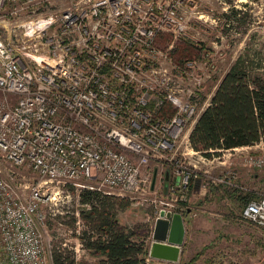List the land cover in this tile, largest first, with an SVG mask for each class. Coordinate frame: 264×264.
<instances>
[{
    "label": "built area",
    "instance_id": "obj_1",
    "mask_svg": "<svg viewBox=\"0 0 264 264\" xmlns=\"http://www.w3.org/2000/svg\"><path fill=\"white\" fill-rule=\"evenodd\" d=\"M193 2L70 0L53 7L51 0H0V248L8 264H52L43 209L50 183L86 180L107 194L152 193L160 180L147 168L157 161L175 168L164 192L179 191L187 201L201 177L186 157L219 158L195 151L189 137L217 70L208 46L182 56L195 26L214 22ZM237 2L239 9L252 4ZM243 161L264 169V154ZM205 174L209 183L241 187L234 174ZM165 204L153 221L162 210L183 215L185 208ZM242 217L264 227V193L248 201Z\"/></svg>",
    "mask_w": 264,
    "mask_h": 264
},
{
    "label": "rangeland",
    "instance_id": "obj_2",
    "mask_svg": "<svg viewBox=\"0 0 264 264\" xmlns=\"http://www.w3.org/2000/svg\"><path fill=\"white\" fill-rule=\"evenodd\" d=\"M69 1L51 0L49 6L62 7ZM237 1L194 0L192 3L199 10L211 12L214 18L210 26H195L182 46V51L187 54H196L199 45L208 46L214 52L217 70L213 80L205 86L204 100L215 91L220 78L241 54L250 53L255 70L264 73V0H251L252 4L247 5L246 9L235 7V3L240 5ZM45 4L41 3L38 6L44 8ZM184 7L186 9L190 7L188 2ZM234 10L240 12L238 18L235 17ZM29 18L31 17L24 16L22 19ZM184 146L183 144L180 150H183ZM245 155L242 151H236L230 155L231 165L227 167L220 164L218 168L187 156L184 160L185 165L199 172L202 188L208 190L207 196L191 197V187L187 201L180 197L179 191L173 194L171 191L168 194L164 192L166 185L170 186L169 183L174 181L175 168L167 163L151 162L147 171L152 177L156 174L155 177L160 180V189L152 193L126 195L131 205L119 213L120 223L129 228H137L140 235L145 234L147 230L142 225L150 224V219L153 221L159 209L169 207L166 202H173L176 204L174 206L188 208L191 210L190 213L192 211L193 213L187 219V238L182 245L179 262L161 261L159 264H187L192 260L193 264H264V227L242 218L243 209L248 201L258 199L264 193V185L249 183L246 179V174H254L256 170L241 169L243 166L239 162ZM206 170L215 176L225 172L234 174L236 184L242 187L209 183ZM168 174L170 180L166 178ZM40 180L36 178L33 181L37 183ZM88 185H95V182L80 180L74 183H50L48 193L52 200H47L43 204L54 245L74 252L78 264H96L101 261L84 250L79 238L87 228L80 216V211L85 208L80 201V192ZM209 192L218 193V199L208 200ZM227 193L234 194V199L227 200L225 197ZM175 197H178V200L172 201ZM153 199H158V202L153 203ZM0 264H8L1 248Z\"/></svg>",
    "mask_w": 264,
    "mask_h": 264
},
{
    "label": "trees",
    "instance_id": "obj_3",
    "mask_svg": "<svg viewBox=\"0 0 264 264\" xmlns=\"http://www.w3.org/2000/svg\"><path fill=\"white\" fill-rule=\"evenodd\" d=\"M235 17L239 11H233ZM182 56H187L186 52ZM250 53L241 54L220 78L209 104L201 111L189 137L192 148L207 158L221 156L226 150L264 141V73L255 70ZM81 219L87 228L79 238L96 264H147L151 226L140 235L137 228L120 223L119 213L131 205L129 198L83 189ZM188 216L189 209L182 211ZM52 264H78L77 255L52 248ZM194 260L187 264H193ZM186 264V263H185Z\"/></svg>",
    "mask_w": 264,
    "mask_h": 264
},
{
    "label": "water",
    "instance_id": "obj_4",
    "mask_svg": "<svg viewBox=\"0 0 264 264\" xmlns=\"http://www.w3.org/2000/svg\"><path fill=\"white\" fill-rule=\"evenodd\" d=\"M184 235V216L179 212L162 210L154 224L149 256L171 263L179 262Z\"/></svg>",
    "mask_w": 264,
    "mask_h": 264
},
{
    "label": "crops",
    "instance_id": "obj_5",
    "mask_svg": "<svg viewBox=\"0 0 264 264\" xmlns=\"http://www.w3.org/2000/svg\"><path fill=\"white\" fill-rule=\"evenodd\" d=\"M213 93H214V91H213ZM213 93L207 99L208 104H209V102L211 100V97H212ZM236 151H242L243 154H248V153L262 154V153H264V141H261L260 143H257L255 145H251V146H244V147H240V148H235L234 150H226V151H224L222 153L221 156H218L219 157L218 159H216L213 162H209L208 164L209 165H212V166H216V168L220 167L219 166L220 164L227 165V167H228V165H231L232 164V160H230L231 159L230 158V155H233ZM192 158H196V161H197V156H194ZM191 162H192V160H191ZM239 164L241 166H243V167H241V169H243V170H252V171H255L256 170V172L254 174H246L245 177L249 181V183H254V184H258V185H264V171L263 170L257 169V168H253V167H250V166L245 165L243 159H242L241 162H239ZM193 165H195V164L193 163ZM166 178H167V180H170V177L168 175L166 176ZM174 180H176L175 177H174ZM190 188H191V192H192L191 197H193V196H195V197H198V196L199 197L207 196L208 190L205 189V188H202V185H201V181L200 180H196V181L192 182ZM208 195H209L208 200L215 201V200L218 199V195L219 194L218 193L216 194V193L209 192ZM225 197H226L227 200H233L234 199V194H228L227 193L225 195ZM190 209H192V208H190ZM190 212H191V210H189L188 216H184L183 215L184 216V222H185L184 242L186 241V238H187V219L190 216V214L192 215L193 211H192V213H190ZM148 220H149V218H148ZM247 222H249V221H247ZM150 224L151 225L152 224H155V221H151V219H150ZM151 238H152V235H151ZM151 243H152V239H150V244H149L150 246H151ZM181 256H182V252H181ZM181 256H180V258H181Z\"/></svg>",
    "mask_w": 264,
    "mask_h": 264
}]
</instances>
